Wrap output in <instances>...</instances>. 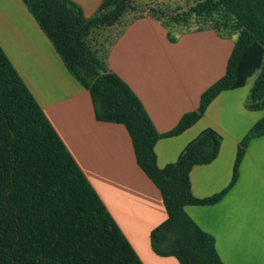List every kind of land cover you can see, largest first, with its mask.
Segmentation results:
<instances>
[{
	"label": "trees",
	"instance_id": "obj_1",
	"mask_svg": "<svg viewBox=\"0 0 264 264\" xmlns=\"http://www.w3.org/2000/svg\"><path fill=\"white\" fill-rule=\"evenodd\" d=\"M22 1L89 91L96 119L125 126L138 166L160 191L167 217L150 233L152 250L179 264H224L186 206L223 197L237 180L247 141L240 142L229 188L204 199L193 195L190 171L216 159L222 135L204 129L164 167L155 145L184 132L220 93L246 86L255 75L245 105L264 110V0H193L168 19L161 7L149 6L145 13L174 22L182 28L179 36L212 29L222 38L236 37L223 75L201 94L197 109L165 133L128 83L96 55L97 30L144 15L132 13L134 0H102L90 17L74 0ZM0 264H144L1 45Z\"/></svg>",
	"mask_w": 264,
	"mask_h": 264
},
{
	"label": "crops",
	"instance_id": "obj_2",
	"mask_svg": "<svg viewBox=\"0 0 264 264\" xmlns=\"http://www.w3.org/2000/svg\"><path fill=\"white\" fill-rule=\"evenodd\" d=\"M92 16L102 0H74ZM149 15L100 28L96 55L139 97L160 133L196 110L201 94L224 73L233 42L214 30L184 32L176 41L150 34ZM0 45L144 264H179L157 255L150 233L167 217L158 188L136 162L122 124L98 121L89 91L68 71L22 0H0ZM253 83L220 93L203 116L155 145L157 163L175 162L206 128L222 135L216 159L190 171L198 199L228 189L238 149L247 141L236 182L216 202L186 206L224 264H264V110L245 102Z\"/></svg>",
	"mask_w": 264,
	"mask_h": 264
},
{
	"label": "rangeland",
	"instance_id": "obj_3",
	"mask_svg": "<svg viewBox=\"0 0 264 264\" xmlns=\"http://www.w3.org/2000/svg\"><path fill=\"white\" fill-rule=\"evenodd\" d=\"M191 1L193 0H134L137 10L134 12L132 11L131 12L134 13L135 16L140 15L142 13L145 15L146 14L145 12L148 11L149 6H159L166 13L165 19H168L169 16L178 13V10H177L178 6L184 7L188 2H191ZM156 15H157L156 17H154L153 15L151 16L149 15V18L151 20L150 34L152 36L153 35H162V36L166 35L168 40L172 37L175 38L176 36H179L178 30H181L182 28L178 27L174 22H168L164 18H158L160 17V13H157ZM129 19H132V18H129ZM183 30H186V28H184ZM226 39L233 42L235 41L236 37L234 36V37L226 38ZM256 76L257 75L250 78L248 81V84L253 83Z\"/></svg>",
	"mask_w": 264,
	"mask_h": 264
}]
</instances>
